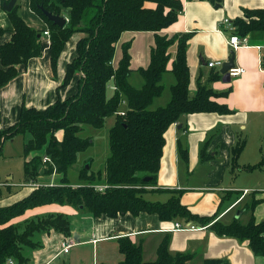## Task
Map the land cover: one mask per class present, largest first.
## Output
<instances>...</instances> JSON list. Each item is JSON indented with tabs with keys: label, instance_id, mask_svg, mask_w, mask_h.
Wrapping results in <instances>:
<instances>
[{
	"label": "trees",
	"instance_id": "1",
	"mask_svg": "<svg viewBox=\"0 0 264 264\" xmlns=\"http://www.w3.org/2000/svg\"><path fill=\"white\" fill-rule=\"evenodd\" d=\"M4 0L3 2H8ZM219 6L222 0H208ZM15 5L7 15L12 28L9 40L0 44V87L14 78L19 66H25L32 57L42 54V32L31 27L18 13ZM30 9L47 24L50 34V64L56 70L58 58L69 38L75 32L83 33L76 42V56L68 63L63 85L79 72L77 90L72 95L57 98L45 108L22 106L18 119L0 129V151L3 142L16 134L28 132L30 137L23 145L24 185L30 186L28 194L9 204L0 205V264L11 258L15 264H29L30 251L41 246L39 234L54 230L64 236L71 235V220L60 212L27 217L16 222L13 219L28 209L57 203L68 204L86 210L95 216L115 217L119 214L140 212L155 213L161 221L183 219L201 226L210 223L211 229L221 236L247 240L256 255L264 256V219L254 217L246 223L234 217L230 222L217 219L219 213L200 216L181 202L182 190L156 186L160 161L165 144V132L174 123H180L183 115L195 112L215 111L229 113L225 104L214 98L225 92H216L210 82L220 79L218 71L209 74L208 83L199 78L194 90L190 88V72L186 59L188 40L192 32L163 33L177 21L183 11V0H29ZM67 9L68 20L59 27L47 19L43 10L62 14ZM235 33L242 37L251 31H264V6L244 8L242 15L231 20ZM125 31H152L154 44L146 67L131 69L130 41L121 43V56L114 63L115 48ZM4 29L0 27V35ZM175 45L171 59L169 47ZM264 68V56L261 59ZM165 72H170L174 82L170 85V97L164 106L150 108L160 96ZM138 73L142 78L134 85L129 77ZM114 81V93L107 97L109 80ZM126 108L119 110L120 100ZM114 116L108 130L109 154L104 167L98 170L83 166L78 171L79 181L71 183L69 169L77 162L78 154L90 145L89 137L80 136L82 126L102 128L105 119ZM62 130L57 137L56 131ZM245 145L239 140L231 150L233 165ZM206 142L203 144V150ZM179 153L187 159L186 148L179 146ZM47 156L50 161H43ZM201 157L204 158L201 153ZM87 162H90L89 159ZM264 165V154L252 169ZM54 173L60 175L53 185L40 183L39 178ZM148 177V180H144ZM39 184L33 186L32 184ZM94 184H107L103 191ZM168 192L164 201L148 200L147 192ZM257 200L245 202L242 210L252 212ZM168 236L156 249L154 260H143L141 244L128 236L118 238V246L124 258L119 264H219L222 261L204 259L197 263L190 252L172 253L168 249ZM103 264V263H100ZM221 264H227L222 262Z\"/></svg>",
	"mask_w": 264,
	"mask_h": 264
},
{
	"label": "crops",
	"instance_id": "2",
	"mask_svg": "<svg viewBox=\"0 0 264 264\" xmlns=\"http://www.w3.org/2000/svg\"><path fill=\"white\" fill-rule=\"evenodd\" d=\"M3 1L0 0V27L4 29L0 44L9 40L12 28L7 12L2 7ZM15 5L31 27L47 29L46 22L30 9L29 0H15ZM262 6L264 0H222L219 6L208 0H183V11L177 21L163 31L169 35L192 32L186 52L191 90L195 89L198 78L204 84L208 83L210 72L218 71L220 74L216 66L207 65L208 61H227L231 51L234 53V66L244 69L242 74L230 77L228 81H223L221 77L209 83L216 92H225L214 99L225 104L231 112L189 113L165 132V144L154 187L182 190L181 202L200 216L219 213L217 219L222 221L241 202L254 199L257 203L248 218L252 216L256 221L264 219V165L249 170L246 168L257 163L264 154V68L261 66L264 31H251L247 34L246 44L232 50L228 43L230 33L222 23L224 18L231 21L242 15L244 8ZM61 11L67 17V9L63 7ZM74 35L66 42L55 71L50 64V42L41 37V56L30 58L24 67L19 66V73L0 87V129L18 119L23 105L45 108L57 98L64 99L76 92L79 72L63 85L67 65L76 56V42L83 33L76 32ZM127 40L131 42V69L146 67L154 44V33L123 32L116 44L115 62L121 56V43ZM207 68L210 70L205 76ZM109 86L114 89L113 79L107 83ZM106 95L110 97L107 92ZM241 139H245V145L236 165H233L231 150ZM205 142L206 146L201 152ZM179 146L187 149L186 160L181 157ZM244 172L250 175L241 179ZM3 186H6L8 195H0V205L20 199L31 189L29 186L11 193V185L0 179V187ZM244 189L249 191L244 193ZM159 193L161 195L157 194L159 198L156 199H167L168 192ZM243 211L239 210L240 215ZM54 212L68 215L72 226L71 235L64 236L54 230L39 234L37 239L41 246L30 251L29 264H119L124 255L119 250L118 238L123 236L141 244L145 261L156 258L159 243L168 236L170 252L193 253L197 263L204 259H216L227 264H264V256L254 254L247 240L218 235L211 229L210 223L201 226L189 222L199 228L175 230L172 229L174 222H185L183 219L161 221L155 213L95 216L68 204L51 203L28 209L12 222ZM65 244H70L67 252L62 251Z\"/></svg>",
	"mask_w": 264,
	"mask_h": 264
},
{
	"label": "rangeland",
	"instance_id": "3",
	"mask_svg": "<svg viewBox=\"0 0 264 264\" xmlns=\"http://www.w3.org/2000/svg\"><path fill=\"white\" fill-rule=\"evenodd\" d=\"M75 33H73V35L69 39L74 37ZM43 37L44 36L42 35V38ZM169 52L171 55V59L168 62V67H170L171 60L174 57V53H175V45L174 44H172L169 47ZM116 53H117V51H116ZM116 53L114 55V59H115ZM114 63H115V60H114ZM220 67L221 66L218 65V66H216L215 69H220ZM209 70H210L209 68L206 69V72L204 73L205 76L208 75ZM131 79L134 82L133 83L134 85L139 83V81H142V78L140 77V75L138 73L132 74V78L130 75V77H129L130 82H131ZM173 82H174L173 75L170 72H165L163 80H162V84L164 86L163 92L160 96H158L154 99V101L150 105V108H155L158 106H164L167 103V101L169 100V97H170L169 87ZM211 83L212 82H210V84ZM106 92L108 94H110L109 96H111L114 93V89L111 86H109V87H107ZM125 108H126V102L124 99H122V100H120V103H119V110L122 112V110H124ZM112 122H114V116H109L105 119V122H104V125L102 128L97 129V128H93V127L88 126V125L82 126L83 129L79 133L80 136L89 137V139L92 143L85 151H82L78 154L77 162L69 169L67 175H68L71 183H76L79 181V179L77 177L78 171L81 167L88 165V163L91 164V167L94 170L101 169L104 167L106 157L109 154L108 130H109L110 126L112 125ZM61 131L62 130H60V132H59V130L56 131L55 135L57 137H60ZM29 137H30V135L28 132L16 134L12 138L6 139L3 142V145H2V148L0 151V179L2 182H7L11 185L9 187L11 193L16 192L18 189H20V191H21V190L29 187V186L24 185L25 181H24V177H23V161H24L23 145H24V142ZM88 159L90 162L86 163V161H88ZM248 175H250V173L249 174L248 173L241 174L240 178L244 179V177H247ZM8 177H11V179H7ZM59 177H60V175H56L54 173H51V174H49V176H46V177L44 176L42 178H39V180H40L39 182L40 183H47L49 185L50 183H52V184L55 183L56 182L55 180ZM242 181L243 180H241V182ZM0 190L2 191L0 194L1 196L6 197L8 195L6 186H3ZM157 194L161 195V193H159V192H153V193L147 192L144 195V197L148 200H157V201L165 200V199H156V198H159V196ZM169 194L166 193V198H168ZM0 199H1V197H0ZM9 199H11V198H9ZM227 204H228V202L225 203L224 206H226ZM243 205H244V202H241L240 205L235 207L228 215H226L222 219V221L223 222H230L234 217L237 216V213L239 212V210L241 209V207ZM249 213H250L249 211H243L241 213V215L239 216V220L242 223H246L249 220V218H248ZM37 238H38V236H37ZM37 238H36V240H37ZM53 264H57V263H53Z\"/></svg>",
	"mask_w": 264,
	"mask_h": 264
},
{
	"label": "built area",
	"instance_id": "4",
	"mask_svg": "<svg viewBox=\"0 0 264 264\" xmlns=\"http://www.w3.org/2000/svg\"><path fill=\"white\" fill-rule=\"evenodd\" d=\"M66 18L68 20V17H66ZM222 23L225 25V29L230 33V35L228 37V43H229L232 50H235L238 47H241V46L246 44V42L248 40L247 35L242 36V37L238 36L235 33V28H234L232 22L228 18H224L222 20ZM42 35L47 39L48 42H50V34H49V31L47 29L43 30ZM221 64H222V61H208V63H207V65L209 67H215L217 65L221 66ZM227 72H228V75L230 77H234V76H238V75L242 74L244 72V69L242 67L232 66L227 70ZM43 161H50V159L47 156H44ZM32 185L37 186L39 184H35V185L32 184ZM49 185H53V184L50 183ZM91 186H93V188L98 190V191H103L105 188L108 187L107 184H94ZM248 191H249L248 189L243 190L244 193H246ZM198 228H199L198 226H195L189 222L175 221L172 229L179 230V229H198ZM69 246H70V244H65L62 248V251L67 252ZM6 264H15V262L13 259L8 258Z\"/></svg>",
	"mask_w": 264,
	"mask_h": 264
},
{
	"label": "water",
	"instance_id": "5",
	"mask_svg": "<svg viewBox=\"0 0 264 264\" xmlns=\"http://www.w3.org/2000/svg\"><path fill=\"white\" fill-rule=\"evenodd\" d=\"M15 4V0H9L7 3L4 2L2 4L3 9L6 12H9ZM43 13L45 14V16L47 17L48 20H50L51 22H53L54 24H56L59 27H63L66 22H67V18L62 15V14H53L49 11L43 10ZM234 66V53L233 51H231V56L228 58L227 61H223L220 67V74L222 75V80L223 81H228L230 79V76L228 75L227 70ZM86 167H88V165H86ZM144 180H148V177H145ZM80 209H82V206H80ZM240 215V212L237 213L238 217Z\"/></svg>",
	"mask_w": 264,
	"mask_h": 264
}]
</instances>
